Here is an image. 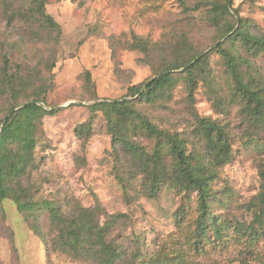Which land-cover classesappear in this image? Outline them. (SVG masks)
<instances>
[{"label": "rangeland", "instance_id": "rangeland-1", "mask_svg": "<svg viewBox=\"0 0 264 264\" xmlns=\"http://www.w3.org/2000/svg\"><path fill=\"white\" fill-rule=\"evenodd\" d=\"M184 2L186 5L181 0H47V11L61 25V32H26L24 56L19 51L16 58L26 63L35 81L49 80L46 102L41 104L48 110L61 109L43 119L35 154L37 167L25 183L38 200H54L67 208L72 197L85 206L98 199L108 212L125 214L114 236L134 257L133 264H264V233L249 235L255 216L252 202L262 188L264 128L254 126L243 103L233 99L224 61L213 51L224 38L218 39L209 12L215 2L225 0ZM232 6L235 18L252 19L254 31L264 34V0H232ZM134 35L159 43L158 48L186 35L201 51L211 52L212 77L199 83L193 99L181 78L170 99L142 102L138 107L161 127L190 138L198 126L197 117L228 127L234 159L214 183L223 199L214 212L230 223L222 239L197 244L196 192L163 186L158 196L150 197L141 178L134 179L125 192L115 175L112 138L103 113L95 118L94 134L86 147L76 135V126L91 115L89 104L135 99L137 96L128 95L129 86L153 76L145 55L129 47ZM30 36L36 40L30 41ZM154 56V64L160 66L158 50ZM255 61L264 75V53ZM6 102L0 97V131L9 114ZM140 141L146 139L140 137ZM47 216L43 213L41 220L48 234L44 240L13 198L1 201L0 264H97L63 252L49 253ZM256 228L261 230L258 224Z\"/></svg>", "mask_w": 264, "mask_h": 264}, {"label": "trees", "instance_id": "trees-1", "mask_svg": "<svg viewBox=\"0 0 264 264\" xmlns=\"http://www.w3.org/2000/svg\"><path fill=\"white\" fill-rule=\"evenodd\" d=\"M232 9V0H225L215 2L209 12L211 24L219 31L218 39L224 38L213 51L224 61L233 99L243 103L254 126L264 128V75L255 61L264 53V34L254 31L256 24L252 19L240 15L235 18ZM0 21L3 27L0 29V97L6 99L9 113L0 131V203L13 198L33 231L44 240L48 234L41 220L43 213L48 214L49 253L63 252L97 264H133L134 257L114 236L125 214L108 212L98 199L94 205L85 206L72 197L64 208L54 200L35 199L26 185V179L37 167L35 154L43 133V119L61 108L48 110L41 104L46 102L49 80L35 81L26 63L16 57L19 51L24 56L26 32L60 33L61 25L47 11V0H0ZM35 40L36 36H30V41ZM129 45L145 55L144 61L153 67V76L129 86L128 95L137 96L135 99H103L89 104L91 115L76 126V135L86 147L94 134L95 118L103 113L112 138L115 175L125 192L128 193L137 178H141L144 192L150 197L158 196L163 186L196 192L197 244L212 238L222 239L230 223L221 221L214 212L215 205L223 204L214 183L234 159L228 127L207 117H197L198 126L190 138L184 132L161 127L138 107L142 102L170 99L181 78L186 82L189 98L193 99L199 83L212 77L211 52L201 51L186 35L159 48V43L134 35ZM155 50L162 59L160 66L154 64ZM183 67H186L184 71H177ZM140 137L146 142L140 141ZM260 176L262 188L252 202L255 216L250 236L264 233V167Z\"/></svg>", "mask_w": 264, "mask_h": 264}, {"label": "water", "instance_id": "water-1", "mask_svg": "<svg viewBox=\"0 0 264 264\" xmlns=\"http://www.w3.org/2000/svg\"><path fill=\"white\" fill-rule=\"evenodd\" d=\"M69 104H70V103H69ZM69 104H68V105H69ZM3 124H4V122H3ZM3 124H2V127H3ZM1 129H2V128H1Z\"/></svg>", "mask_w": 264, "mask_h": 264}]
</instances>
